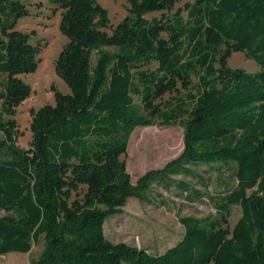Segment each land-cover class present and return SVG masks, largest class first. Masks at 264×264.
I'll use <instances>...</instances> for the list:
<instances>
[{
    "label": "trees",
    "instance_id": "obj_1",
    "mask_svg": "<svg viewBox=\"0 0 264 264\" xmlns=\"http://www.w3.org/2000/svg\"><path fill=\"white\" fill-rule=\"evenodd\" d=\"M125 1L128 14L108 37L107 13L95 0H49L62 11L69 42L55 68L71 94L56 93L55 107L31 114V141L22 148L12 117L30 91L14 77L36 71L40 46L12 31L25 7L0 0V256L28 254L42 240L31 264H264V0H196L186 19L179 11L146 19L178 0ZM236 51L260 71L226 68ZM196 71L188 109L153 104L177 84L187 90ZM156 121L183 127V151L133 184L118 158L136 128ZM200 168L229 171L234 187L209 196ZM79 186L82 199L70 203ZM153 186L176 190L186 203L207 196L219 216L180 218L182 238L159 255L108 240L105 221L128 199L151 204ZM234 206L240 217L229 228Z\"/></svg>",
    "mask_w": 264,
    "mask_h": 264
},
{
    "label": "rangeland",
    "instance_id": "obj_2",
    "mask_svg": "<svg viewBox=\"0 0 264 264\" xmlns=\"http://www.w3.org/2000/svg\"><path fill=\"white\" fill-rule=\"evenodd\" d=\"M22 4L27 14L11 19L12 31L30 36V44L40 46L37 56V69L34 73L20 74L14 78L26 86L30 96L22 101L15 109L12 119L16 123V144L26 148L31 141V114H36L45 106H56V93L63 96L71 94L70 88L57 75L56 61L68 44V39L62 35L59 29L61 10L51 4L49 0H12ZM106 11L108 17L107 27L101 32L106 36H112L115 29L127 16L128 5L125 0H95ZM196 0H178L169 13L153 14L146 19L159 18L161 15H172L180 12L186 19V7ZM225 46L220 48L222 53ZM105 51L112 49L104 48ZM95 52L89 54V62L94 65ZM224 65L231 70H241L246 74H255L260 71L257 65L246 58L241 51L231 52L225 59ZM199 71L190 75V85L187 90H182L177 84L178 92L167 93L154 101V105L161 111H167L170 107L181 103L184 109L189 108L187 95H195L198 88L197 75ZM4 81V77H0ZM7 119V117H5ZM155 126L148 128H136L128 138L127 148L119 161L125 165L126 172L134 184L139 178L151 171H161L167 164L177 159L183 151L184 129L181 125L167 127L156 121ZM1 139V135H0ZM208 182L206 190L209 196L221 194L226 187H234L230 172L221 170L220 173L207 172L206 168L198 169ZM179 181L180 178H174ZM189 183V179H185ZM191 184L201 193L204 190L195 182ZM85 187L79 186L71 192L69 202L80 201L84 195ZM147 197L152 201L148 204L134 198L128 199L121 212L108 218L104 223L105 237L114 242H124L138 249L145 250L151 255H159L176 245L183 235V228L179 219L194 217L206 219L218 218L214 205L208 201L207 196L193 203L183 201V196L176 190L165 191L159 186H153ZM240 217V208L234 206L229 211L227 226L232 228ZM43 249V241L34 246L28 254L10 253L0 256V264H31L40 255ZM211 264V263H208Z\"/></svg>",
    "mask_w": 264,
    "mask_h": 264
}]
</instances>
